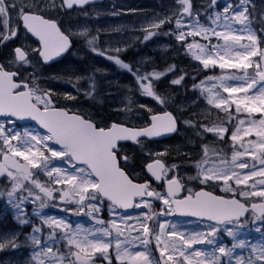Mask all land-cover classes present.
Wrapping results in <instances>:
<instances>
[{
    "label": "rangeland",
    "instance_id": "1",
    "mask_svg": "<svg viewBox=\"0 0 264 264\" xmlns=\"http://www.w3.org/2000/svg\"><path fill=\"white\" fill-rule=\"evenodd\" d=\"M60 1L54 0L55 7L51 6L53 0H24V3L30 2L52 11L54 9L62 10ZM239 3L240 0H216L215 4H212V0H191V16H188L182 15L183 6L180 4V0H113L106 5L92 7L91 12H86L91 13L94 19L95 31L93 35L98 44L95 53L83 52L80 53V56L89 62L86 65L91 66L96 77L93 92L105 107L101 108L99 106L102 109L100 111L107 109L108 112L112 113L115 121L134 126H145L149 122V114L170 109L180 114L184 124L178 135L168 141H143L137 148H131L129 145L121 147L119 158L127 157L122 165L134 179H145L143 165L154 158H161L167 165L166 176L180 177L187 189L204 185L199 178H195L198 176V169L196 165L191 164L196 163L195 161L198 158L204 157L202 155H204L205 146H208L209 151L206 158L208 163L204 167L211 166L213 162L218 164L220 160H214L215 158H211L209 155L213 154L212 149H216L219 153L226 140H229L231 145L230 158L227 159L230 172H236L241 178L248 173L247 169L241 170L232 165L231 155L233 149L230 140L231 132L235 130L234 126L241 119L247 120V114H237L235 105H232L226 112L224 109H217L215 102L208 103L209 98L214 95L224 99L228 98V94L223 92V87L220 86L221 82L209 78L233 75L244 76V70L220 69L218 65L205 68L202 60L207 59L209 55L217 60L219 59L217 52L219 55H225L222 49L212 48L213 45L223 44V39H218L211 33H208L209 39H205L203 34L195 37L187 35L189 31L195 30L193 25L197 18L200 25L205 28L224 31L222 27L212 25L209 17L215 18L216 13H223V9L227 4L235 6ZM245 6L251 13L249 19L252 34L256 36V43L253 47L260 51L261 47L264 46V0H247ZM13 18L14 16L11 23L15 25L17 22ZM161 20H165V22L161 24ZM178 20L180 21L179 27L177 25ZM219 23L223 24V20L221 19ZM1 25L5 26L4 21ZM87 27L84 26L83 29H87ZM233 27L240 29L242 26L234 22ZM181 33L185 35L183 41L178 39ZM235 34L243 37L240 41L241 44H251V41L247 39L248 30L237 31ZM188 44L204 45L206 49L204 52H201L199 48L189 49ZM117 49L119 51H116ZM234 51H243V49L237 47L233 50V54ZM99 52L104 54L100 55ZM197 56L200 59H197ZM108 57H114V60ZM226 58L228 57L226 56ZM115 59L128 64L132 71L122 68L115 62ZM252 63L253 68L247 70L249 75L255 74V64L260 63L259 56L253 57ZM34 65L38 72L39 65L36 62ZM77 69L81 71L80 77L85 79L87 71L84 70V67H78ZM146 74H151L148 79H137V77ZM28 75H30V72L25 70V76ZM176 80H180V83H173ZM46 84L42 83L40 90L43 87L48 89ZM145 85L151 86L154 95L149 96L144 92L143 86ZM175 85L181 91L178 95L174 94ZM224 86L239 87L241 85L239 82L229 80L224 83ZM209 89H211V92ZM79 90L81 93L87 94L88 88L79 86ZM69 95L75 96L74 94ZM156 96L164 100V103H160L155 98ZM229 113L231 119H229ZM256 118H259V114L256 115ZM186 121L195 126L196 131L190 128L189 123H186ZM199 121L204 122L199 123ZM0 124L4 126L6 133L10 132L13 135L16 133L23 135L25 130L31 131L33 135H47L33 125H17L11 119L0 118ZM213 126L229 128V132L225 134L223 140L205 130L206 127L211 128ZM244 127H247V124ZM2 139L0 138V146H2ZM247 139H255V135L246 138L243 147H240L237 143L235 150L243 152L245 148L249 147ZM11 143L15 146L19 142L12 140ZM48 144L54 150H60L59 147L54 146L52 141H49ZM40 150L44 151L46 156L51 157V153L43 147H40ZM5 151H7L6 147ZM2 157L3 155H0V161ZM17 158L27 163L22 157ZM53 161L51 166L65 168L70 171L71 166L68 163L61 162L58 158H53ZM240 162L247 163L250 168L255 163L257 170L260 167L259 161H254L250 156L240 157L237 164ZM172 165H176V167L173 169ZM32 172L31 180H36L42 186L49 188L53 193L51 197L41 193L40 189L31 180H25L21 173H14L13 178L0 177V201L2 202L0 207L2 209H6L7 206L11 208L14 223L10 229L0 230V243L5 244V247L0 248V264H38L39 260H44V264H55L50 259L44 256L36 257L35 254L41 252L42 249L46 250L48 247H52L53 252L57 250L63 253L68 252L67 242L61 238V231L58 229L55 236H53L52 229L44 223L48 218L64 220L73 229L77 225L89 230L101 227L110 228L111 237L106 238V241L111 240V246L108 249V251L111 250V256L108 257L111 262L114 261L116 264L122 262L116 259L115 238L118 233L116 229L111 228V221H115L122 231V235L119 236V239L123 242L121 252H123L124 247H127L129 253L133 255L136 251H145V246L142 245L141 241L144 239L149 241L146 246V254L149 256L148 264H152L151 251L156 252L163 262L162 264H173L172 261L167 260L168 255H172L176 264H180L182 258L179 257L178 251L173 252L171 247L163 257L160 255V249L164 247V243L172 240L167 236V232L172 230L171 225H176L175 230L186 236L192 233H207L210 231V225L216 226L219 230L213 238L216 241L215 244L193 246L203 251L211 252L219 246L226 249L233 248L234 244L238 245L240 241H244L245 247H235L231 258L221 257L222 264H237L238 259L247 264L249 257L255 259L258 256L259 247L264 244V232L261 227L264 225V220L258 219L252 214L241 220L242 226H239L236 222L216 225L200 220L178 218L174 216L169 205L164 203H160V210L156 212V222L149 224V221H147L152 231L149 235L144 236L141 228L142 215L144 212H149V209L143 206L141 199L136 203L141 204V207H135L132 211L127 212H122L115 207L110 208L109 203L100 200L89 199L81 205L78 203L79 196L72 192L70 185L54 182L55 174L49 178L43 168L32 169ZM190 177L195 179H189ZM262 180H264V176L252 177L248 185H240L238 190L244 192L258 191L262 187L259 181ZM232 183L233 187H236L234 182ZM15 184L21 186L13 191ZM253 184L256 185L255 188L252 187ZM221 187H223L222 183L218 187H213V189L218 188L220 190ZM155 189L157 193L165 194L164 191H161L162 186ZM9 192H13V195L9 196ZM62 192H68L69 196L61 199ZM38 195L41 197L40 200L36 199ZM241 197L250 202L264 200L260 197ZM42 203L43 207H41ZM88 204H91L93 208L90 209ZM81 207L84 209L83 212L80 211ZM162 211L163 214H161ZM89 212H91V215H89ZM105 212L107 216L104 215ZM105 218L109 223L106 222ZM22 221L27 222L22 223ZM98 221L104 223L100 224ZM160 223L165 224L164 234H160L158 227ZM34 228H40L41 231L34 233ZM228 228L233 230L235 238L228 235ZM252 231L256 235L254 238H251ZM33 235L40 239V245L33 243L31 239ZM156 235H160L159 247H157ZM9 240H14L16 246L12 247L7 244L6 241ZM176 245L177 249L184 250L181 248L178 237L176 238ZM253 247L257 249L255 253L252 251ZM109 260L107 261L109 262ZM123 262L127 264H144L140 260L133 261L131 256L124 259ZM63 264H68V261H63Z\"/></svg>",
    "mask_w": 264,
    "mask_h": 264
},
{
    "label": "snow or ice",
    "instance_id": "2",
    "mask_svg": "<svg viewBox=\"0 0 264 264\" xmlns=\"http://www.w3.org/2000/svg\"><path fill=\"white\" fill-rule=\"evenodd\" d=\"M90 0H63V6L68 8L76 5H84L89 3ZM216 0H212V4H215ZM247 0H240V3L233 6L227 4L223 13H216L215 18L209 17L212 25L222 27L224 31H215L214 28H205L200 25L199 19L195 21L193 25L194 31H189V36H200L203 34L205 39H209L208 33H211L216 38H222L224 43L221 45H213L212 48H220L225 52V55H217L219 59H214L211 55L207 59H203L202 63L205 68L209 66H219L220 69H237L244 70V76H220L209 79H216L221 82L220 86L223 87V92L228 94V98H220L218 95H214L209 98L208 103L215 102L217 109H224L226 112L232 105H235V112L237 114L245 113L248 116L247 120H239L235 125V130L231 132L230 140L232 142V155L231 163L233 166L238 167L241 170L247 169L248 173L243 175V178L236 172H230L229 162L226 158H221L217 164L213 162L211 166L205 168L204 165L208 163L207 159H202L196 163L198 169V176L201 183L208 186L218 187L221 183L223 187L220 191L223 193H231L233 198L228 199L224 195H215L212 191H205L201 188L200 191L192 192L188 189V195L183 199H172L176 194L183 189L179 179L173 176L172 179L167 180L168 190L167 193L162 195L157 192L148 191L150 185L145 182L144 184L134 183L132 179L124 172L119 166L117 158V142L121 140L137 141L141 136H156L161 133L172 132L175 130L176 118L170 112H164L163 114L153 115L151 117L152 123L146 128H129L121 123H112L110 127H98L90 119H85L81 115L75 113L69 114L63 108H57L52 102L51 95L48 92H44L39 87L29 88L28 84L16 82L18 77L17 72L7 71L3 65H0V114H10L18 118L31 117L38 121L43 128L47 129V135L39 136L33 135L31 131L25 130L23 135L16 133H6L4 126L0 124V138L2 139V146H0V155H3V163H0V174L7 173L9 177H13V172L8 170L9 165L20 172L25 180H31L32 169H41L46 172L49 178L55 174V183L70 185L71 190L75 195L79 196L78 203L83 205L86 200H100L106 198L110 204L109 207L117 206L120 208L129 207H141V204H134L135 198H141L143 206L151 211L150 201L144 199L147 197H157L163 200V203L169 205L170 209L175 212H179L182 215H190L199 218H206L211 221L219 223L224 222H236L239 226H242L240 218L248 211L245 204L235 199L236 195L247 197H260L264 198V180L259 181L262 186L258 191L244 192L239 191L240 185H248L249 180L252 177L264 176V71L260 70V63L255 64V74L249 75L247 70L253 68L252 58L259 56L261 60H264V52L259 51L256 47H253L256 43V36L252 34L251 21L249 16V9L245 6ZM182 7V15L191 16V0H180ZM55 7V3L51 5ZM35 5L31 3H24V0H0V17H7L9 13H16L19 20H21L25 28L39 37L42 44V49L39 51V55L45 62L51 60L54 56H59L60 53L65 51L69 46V36L65 35L57 25L55 20L45 19L42 15H37L33 11ZM223 20V24L219 21ZM165 20H161L160 23H164ZM238 23L242 27L236 29L233 27V23ZM8 20H4V24L7 25ZM178 27L180 21H177ZM158 26V25H157ZM248 30L249 35L247 39L251 41V44L244 45L240 41L242 36L236 35L237 31ZM85 32H81L80 35H85ZM15 30L12 31L11 36H15ZM151 35V33H149ZM10 36H3V40L10 39ZM147 39V37H145ZM180 40H185L183 33L178 37ZM95 43V38L88 40V44L91 46ZM239 47L243 51L233 50ZM188 48H199L201 52H204L206 46L200 44H188ZM97 51L96 48L92 49ZM116 51H119L117 49ZM16 59L18 62L28 63L27 53L21 48L15 49ZM103 55V52H99ZM226 56L228 58H226ZM114 59L113 57H108ZM200 59L199 56L196 57ZM115 62L124 69L132 71L131 67L123 63L119 59H115ZM149 75L146 74L142 77H137L138 80L148 79ZM162 75V74H157ZM182 79V78H181ZM232 80L239 82L241 86H224V83ZM175 84H179L180 80L173 81ZM203 83V82H202ZM24 89L21 91V89ZM144 92L152 96L154 95L150 85L143 86ZM211 92V89H209ZM242 94V95H236ZM235 97V98H233ZM160 103H164L159 96L155 97ZM259 114V118L256 115ZM229 113V119H231ZM186 123H190L186 121ZM247 124V127L244 125ZM207 132L213 133L217 138L223 140L225 134L229 132V128L213 126L211 128H205ZM255 135V139H247L249 147L245 148L243 152L237 151L236 146L239 143L240 147L244 146L246 138ZM12 140L18 141V145H13ZM54 141L55 144L60 146V150H54L49 147L48 142ZM5 147L7 151H5ZM43 147L47 152L51 153V157L46 156L44 151L40 150ZM208 146L204 147V156L208 155ZM212 152L219 156L216 149H212ZM9 153L11 155H9ZM250 156L254 161H259V169L257 170L254 163L250 168L247 163L237 161L240 157ZM22 157L26 164L19 163L15 158ZM53 158H58L61 162H66L71 166L70 171L65 168L51 166L53 164ZM127 160V157H124ZM155 165L158 168H163L159 160L155 161ZM176 165H172L174 169ZM148 171L155 177L156 180H161L165 173H158L154 169L152 163L147 165ZM190 177L189 179H195ZM41 193L51 197L52 191L42 186L38 181L31 180ZM236 187H233V183ZM21 185L15 184L13 191ZM256 187L255 184L252 185ZM31 194V193H30ZM9 196L13 195V192L8 193ZM69 196L68 192L61 193V199ZM37 200L41 197L36 196ZM174 205V209L171 207ZM43 203L41 207H43ZM90 209L93 208L91 204H88ZM252 210L259 211L260 216L258 219L264 220V203L252 204ZM83 207L80 211L83 212ZM98 210V209H96ZM149 212H144L142 215V233L147 236L151 233V229L148 226L147 221L153 219V215H149ZM163 214V211L162 213ZM91 215V212H89ZM27 221H22L26 223ZM50 229H52L53 236L59 229L61 231V238L66 240L68 252L63 253L57 250L53 252L52 247H48L46 250L42 249L41 252L36 253V257L44 256L55 264H63V261L67 260L68 264H94V256L97 253L106 254L111 246V240L106 238L111 237V230L108 227L96 228L95 230H89L81 228L79 225L75 229L72 228L64 220H57L54 218H48L44 221ZM103 224V221H98ZM111 228L116 229L118 235L115 238L117 249L116 259L121 262L127 257L131 256L133 261L140 260L144 264H148L149 256L147 253V244L149 241L144 239L141 241L145 246V251H136L133 254L129 253L128 248L124 247L121 252L123 242L119 239L122 235V231L119 225L115 221H111ZM160 234L165 232V224L160 223L158 225ZM172 230L167 232V236L172 238L170 242H165L164 247L160 249V255L163 257L169 247L173 252H177L179 257L182 258L180 264H222L221 257L231 258L233 255V249L235 247H245V242L240 241L238 245H233V248H225L219 246L213 249V251H203L200 248H194V245H213L216 241L213 239L218 232V228L214 225H210V231L207 233H192L185 235L178 233L176 225H171ZM40 228H34L33 232H40ZM229 236L235 238V233L231 228L227 229ZM91 237V238H89ZM178 237L181 242V248L177 249L176 238ZM35 245H40L41 241L35 235L31 237ZM157 241V247L160 244V235L155 237ZM55 242V241H54ZM7 244L15 247L14 240L6 241ZM5 247L4 243H0V248ZM75 249V251H73ZM255 253L256 247L252 248ZM219 253V255H217ZM105 260H109L107 255H104ZM168 261H172L176 264L172 255H168ZM38 264H44V260H39ZM109 264L111 261L109 260ZM237 264H244L242 260L237 261ZM247 264H264V244L259 247V254L255 259L249 257Z\"/></svg>",
    "mask_w": 264,
    "mask_h": 264
},
{
    "label": "flooded vegetation",
    "instance_id": "3",
    "mask_svg": "<svg viewBox=\"0 0 264 264\" xmlns=\"http://www.w3.org/2000/svg\"><path fill=\"white\" fill-rule=\"evenodd\" d=\"M112 1L113 0H104L101 3L92 4L85 8L67 9L65 8V6H61L62 10L54 9L52 11L48 10L47 8L38 7L35 4L31 3L35 5V7L33 8L35 14L42 15L45 19L55 20L60 30L65 35L69 36L70 43L65 53L61 55L57 60L48 63L43 60V58L39 55V51H37L41 50L40 42L37 41L28 32V30L24 27L23 22L18 19L16 13H9L7 17H0V65H3L7 71L17 72L18 77L14 78L16 79V82L27 83L29 88H34L38 86L40 89L42 87H40L42 83H47L46 86L48 89H45L43 87L42 91L48 92L51 95L52 102L55 107L63 108L69 113H75L77 115L83 116L85 119H90L93 123L97 124L98 127H110L112 123H115L114 116L110 111L109 113L107 109L100 111L102 109H100L99 106L101 108L105 107L103 106V104L100 103V101L98 100V98H96L93 92V85L96 77L93 74L91 66L86 65L89 62L84 60L83 57L80 56V53H95L92 49L96 48L98 44L96 39L93 45L90 46L88 44V40L94 38L93 32L95 31V27L93 26L94 19L92 17V14L86 12H91L90 10H92V7L103 6ZM60 2L62 5V0ZM13 16V20L15 19V21L17 22L15 25H12L11 23ZM5 19L8 20V23L7 25L2 26L1 23ZM84 26H88L87 29H83ZM13 30H15L16 32L15 36H11ZM85 30L86 34L80 35V33L85 32ZM3 36H10L11 38L8 40H3ZM18 47L21 48L25 53H27V59L29 61L28 63L17 61L15 49ZM35 62L39 65L38 72L34 65ZM78 67H84V70L87 71V76L85 79H82L80 77L81 71L77 69ZM25 70H28L30 72V75L25 76ZM34 78L36 79L34 80ZM79 86L87 87V94L81 93V91L79 90ZM22 90L24 89L22 88L21 91ZM69 94H74L75 96L72 97ZM13 121L17 125H33L37 127L39 131L41 130V132L43 131L48 134L47 131L40 129L34 123L19 124L15 120ZM178 123L181 128L182 123L180 122V120H178ZM143 141L144 140L139 142L136 146H132L130 145V143L120 145L119 152H121V147L127 145L131 146V148H137ZM52 143L54 144L53 141ZM54 146L57 145L54 144ZM124 157H122L121 159L119 158L121 162L126 161ZM167 177L173 178L172 176ZM160 186H162L161 191H164L165 193L164 184L159 186L154 185L152 186V189L156 190L155 188ZM199 188L209 189L215 192L216 194L220 195L222 194L232 196V194H224L218 188L213 189V186L208 185L194 187L191 190L194 193ZM184 190L185 193H188V189L186 186L184 187ZM236 196L240 197V195ZM145 199L151 202L153 201L148 198ZM154 203L155 202L153 201L151 204L150 215L156 214V212L160 210V203L163 202L161 200L159 203ZM250 214L252 213L248 212V215ZM104 215L107 216V213L105 212ZM154 216L155 215H153V217ZM105 220L107 223H109L106 218ZM149 224H153V219L149 221ZM261 227L264 229V225H262ZM103 255H100L99 253L95 254L93 258L94 263L109 264V262L103 258ZM106 255L111 256V250L108 251ZM111 264H114V261H112Z\"/></svg>",
    "mask_w": 264,
    "mask_h": 264
},
{
    "label": "water",
    "instance_id": "4",
    "mask_svg": "<svg viewBox=\"0 0 264 264\" xmlns=\"http://www.w3.org/2000/svg\"><path fill=\"white\" fill-rule=\"evenodd\" d=\"M62 1H63V0H62ZM102 1H104V0H90L89 3L84 4V5H76V4H74L73 7H71V8H68L67 6H65V8H67V9H73V8H75V7H77V8H84V7H87V6L92 5V4L100 3V2H102ZM24 27H25V26H24ZM28 32H29V31H28ZM29 33H30V34H31V35H32L37 41L40 42L39 37L35 36V35L32 34L31 32H29ZM40 46H41V49H42L43 46H42L41 42H40ZM68 47H69V46H68ZM67 49H68V48H66L65 51H66ZM65 51H63L62 53H60L59 56H54L51 60L47 61V63H48V62H53V61L57 60L61 55H63V54L65 53ZM260 51H261V52H264V46L261 47ZM259 62H260V65H261L260 70L264 71V60H261L260 57H259ZM17 83H18V82H17ZM26 84H27V83H26ZM22 91H23V90H22ZM164 112H170V113H172V115L175 117L174 113H173L171 110H164V111H159V112H156V113L150 114V115H149L150 123H149L148 125H146V126H139V127H137V126H128V125H125V124H124V125H125L126 127H129V128H137V129H139V128H146V127H149L150 124L152 123V121H151V117H152L153 115L163 114ZM69 114H72V113H69ZM0 118H11V119L15 120V121H16L17 123H19V124L34 123V124H36L40 129L47 131V129L43 128L42 125H40V123H39L38 121L32 119L31 117L18 118V117H16V116H12V115H10V114H0ZM175 118H176V117H175ZM115 123H118V122H115ZM121 124H123V123H121ZM178 129H179V125H178L177 120H176L175 130L172 131V132L161 133L160 135L151 136V137H149V136H141V137H138V138H137V141H132V140H121V141H118V142H117V152H118V150H119V145H120V144H125V143H129V142L132 143V144H137L139 140L144 139V138H146V139H148V140H161V139H168V138L172 137L173 135H175V134L178 132ZM53 142H54V141H53ZM54 144H55V142H54ZM55 145H57V144H55ZM57 146L60 147L59 145H57ZM116 154H117V153H116ZM9 155H11V154H9ZM117 158H118V156H117ZM15 159H16L19 163H21V164H26V163H24V162L19 161L17 158H15ZM157 160H159V161L161 162V164L164 166L163 168H158V167L155 165V161H157ZM3 162H4V160H3V157H2L0 163H3ZM118 163H119V166H120L119 159H118ZM150 163L153 164L154 169L157 170L158 173H163L164 170H165V168H166V164H165V162H164L162 159H158V158H157V159H153V160L149 161L147 164H145V173L147 174V176H148L149 179H147V180H145V181H136V180L132 179V178L130 177V175L128 174V172H127L124 168H122L121 166H120V167H121V168L124 170V172L129 176V178L133 180L134 183H137V184H144L145 182H147L150 186H151L152 182H153L154 184H156V185L164 184L165 192L167 193V190H168L167 180H169L170 178H169V179H166L165 175H163L161 180H156L155 177L152 176V174H151V173L148 171V169H147V165L150 164ZM8 170L11 171V172H13V171H17L16 169L12 168L10 165H9V167H8ZM29 171H31V169H29ZM17 172H18V171H17ZM13 174H14V173H13ZM4 176L9 177V176L7 175V173L0 174V177H4ZM10 178H12V177H10ZM176 178H177V177H176ZM171 179H172V178H171ZM177 179H179V178H177ZM179 181H180V179H179ZM180 183H181V185L183 186V189H184V185H183V183H182L181 181H180ZM149 188H150V187H149ZM149 188H148L147 190H149ZM203 189H204L205 191H210V190L205 189V188H203ZM200 190H201V188L198 189V190H196V191H200ZM152 191H153V190H152ZM196 191H195V192H196ZM153 192H155V191H153ZM188 194H189V193L184 194V190H182V191L178 192V193L176 194L175 197H172V199H183V197L186 196V195H188ZM214 194H215V195H220V194H216V193H214ZM145 197H147V196H145ZM225 197L228 198V199H232V198H233V196H231V197H229V196H225ZM138 198H139V197H137V198L134 199V201H133L134 204H135L136 199H138ZM148 198L154 199V201H156V202H159V201H160V199L157 198V197H148ZM234 198L237 199V200H239L241 203L245 204L246 207L248 208V211H247L246 213H244V215L240 218V220H241V219H244V218L247 216V214H248L249 211L255 213V214L258 215V216H260V213H259L258 210L255 211V212L252 210L251 205H252V204H261V203H264V201H255V202H251L250 204H246V203H245L244 201H242L240 198H238V197H236V196H235ZM103 200L109 202L106 198H103ZM109 203H110V202H109ZM115 207H117V206H115ZM174 207H175V206L172 205V208H173V209H174ZM117 208L127 210V209H132L133 207H129V208H126V209H125V208H120V207H117ZM173 212H174L175 216H177V217L196 218V219H199V220H208V219H206V218H199V217H194V216H190V215H182V214H180L179 212H175V211H173ZM208 221H211V220H208ZM211 222H215V223H217L216 221H211ZM217 224H218V223H217ZM219 224H222V223H219Z\"/></svg>",
    "mask_w": 264,
    "mask_h": 264
},
{
    "label": "trees",
    "instance_id": "5",
    "mask_svg": "<svg viewBox=\"0 0 264 264\" xmlns=\"http://www.w3.org/2000/svg\"><path fill=\"white\" fill-rule=\"evenodd\" d=\"M180 93H181V91L178 89V86L175 85L174 94L178 95ZM179 118L182 119L181 116ZM200 122L202 123L204 121H199V123ZM189 127L196 131L195 126H193L191 123H189ZM230 148H231L230 141L226 140L225 143L223 144V148L219 151L220 156H217L213 153V154L209 155V157L215 158V159H217V158H220V159L221 158H230V155H229ZM202 156H204V155H202ZM207 157L204 156L202 158H198V161H201L202 159H206ZM1 205H2V202L0 201V206ZM12 217H13V214H12L11 208H9L7 206L6 209H2L0 207V230L10 229V227H13L14 223H13ZM153 222H156V216L153 217ZM262 231H264L263 228H262ZM255 236H256L255 233L252 231L251 232V238H254ZM151 261L153 264H162L163 263L160 260L159 256L155 252L151 253Z\"/></svg>",
    "mask_w": 264,
    "mask_h": 264
}]
</instances>
